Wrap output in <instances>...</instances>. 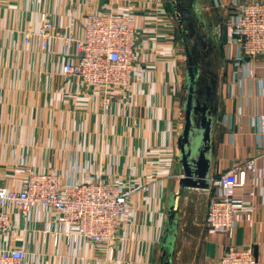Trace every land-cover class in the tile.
<instances>
[{"label": "crops", "instance_id": "1", "mask_svg": "<svg viewBox=\"0 0 264 264\" xmlns=\"http://www.w3.org/2000/svg\"><path fill=\"white\" fill-rule=\"evenodd\" d=\"M172 2L0 0V187L19 189L27 170H52L64 179L78 180L110 171L144 178L157 162L170 164L158 174L151 191L133 194L130 231L111 254L89 242L62 239L55 246L50 235L43 241L40 230L49 214L37 212L24 226L15 206L13 227L0 235V249L24 244L26 264H160L163 233L170 229L172 211L181 206L187 223L200 229L193 264H217L228 245L252 246L256 264H264V136L253 125L254 118L264 114V55L254 63L234 57L226 27L234 0L203 3L223 24L215 25L223 57L215 92L219 115L204 119L210 125L209 139L190 149L189 167L210 178L241 158L259 156V185L252 197L245 198L252 210L231 233H209L208 189L180 185L185 54ZM108 5L135 14L141 50L131 87L117 90L105 109L100 95L79 78L62 74V39L42 49L37 37L24 42V31L38 28L44 10L57 30L80 35L86 14ZM195 198L204 200L202 215L193 209L198 207Z\"/></svg>", "mask_w": 264, "mask_h": 264}, {"label": "built area", "instance_id": "2", "mask_svg": "<svg viewBox=\"0 0 264 264\" xmlns=\"http://www.w3.org/2000/svg\"><path fill=\"white\" fill-rule=\"evenodd\" d=\"M233 3L235 10L226 21L228 42L235 47L237 61L246 58L254 63L259 55H264V0ZM39 19L38 28L24 31V42L37 37L40 47L45 49L50 42L62 39V74L79 78L84 86L100 95L105 109L117 90L131 87L141 50L132 11L108 5L88 13L80 35L57 30L47 11L42 10ZM242 74L236 72L237 76ZM253 125L264 136V114L254 118ZM258 159V155L241 158L208 178V186L203 187L210 194L207 232L229 234L244 213L252 210V203L245 198L252 197L259 185ZM168 167L170 164L157 162L144 178H126L110 171L101 176L90 174L84 180L64 179L52 170H27L19 189L0 187V235L11 232L14 224L11 207L15 206L24 226L37 212L49 214L40 230L43 241L50 235L55 246L62 239L89 242L111 254L117 242L130 231L133 194L151 191L158 174ZM25 260L26 248L22 243L0 249V264H26ZM217 264H256V256L252 246L228 245Z\"/></svg>", "mask_w": 264, "mask_h": 264}, {"label": "rangeland", "instance_id": "3", "mask_svg": "<svg viewBox=\"0 0 264 264\" xmlns=\"http://www.w3.org/2000/svg\"><path fill=\"white\" fill-rule=\"evenodd\" d=\"M208 1L173 0L172 2L183 43L181 50L185 54L183 56L182 67L184 93V99L182 101V115L184 117L183 129L187 122L186 115L188 111L190 116L192 148L199 145L200 140L204 138L208 130V134L210 132V125L206 126L203 124V119L212 118L215 120L219 115V98L216 97L215 92L218 87L216 78L218 77L223 57H221L222 47L219 41H217L219 37L217 39L215 35V25L220 21L217 19V15L213 9H206V6L203 5V3L209 4ZM221 23L220 26H223ZM188 96L191 97L189 105L186 103ZM195 201L198 207L193 209H196L195 213L197 215H202L203 210L205 208L207 210L209 203L203 208V199L201 201L195 198ZM172 214L170 229L163 233L162 238L163 240L168 236L170 251L168 246L166 253L162 249L160 264H193V255L196 254L199 247V237L196 234L199 233L200 229L191 223H187L184 210L181 206L172 211ZM194 237H197V240ZM174 238H176V245L173 244Z\"/></svg>", "mask_w": 264, "mask_h": 264}, {"label": "water", "instance_id": "4", "mask_svg": "<svg viewBox=\"0 0 264 264\" xmlns=\"http://www.w3.org/2000/svg\"><path fill=\"white\" fill-rule=\"evenodd\" d=\"M188 55V53H186ZM190 59V57L188 56ZM190 63V61H188ZM191 97L188 96L187 105L190 104ZM189 112L187 111L186 115V125L185 128L182 130L179 138L178 143L180 145V159L183 168V175L180 178V185L183 187H196V188H203L208 186V178H206V174L203 171H192L189 167L188 158H189V151L192 148V135H191V127L189 121ZM203 124L206 126L208 123L204 121ZM209 131V130H208ZM204 135V138L200 140L199 145H205L207 140L209 139V134ZM197 145V146H199ZM169 230V228H168ZM164 244L162 245L163 251L166 253L167 243L169 242L168 236L165 237Z\"/></svg>", "mask_w": 264, "mask_h": 264}]
</instances>
